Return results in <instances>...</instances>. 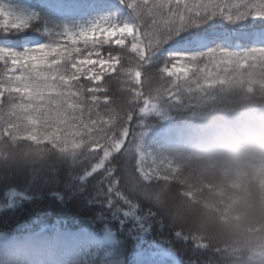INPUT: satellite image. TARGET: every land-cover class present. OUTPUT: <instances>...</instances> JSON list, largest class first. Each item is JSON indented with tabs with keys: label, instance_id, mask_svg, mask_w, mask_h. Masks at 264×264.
I'll list each match as a JSON object with an SVG mask.
<instances>
[{
	"label": "trees",
	"instance_id": "obj_1",
	"mask_svg": "<svg viewBox=\"0 0 264 264\" xmlns=\"http://www.w3.org/2000/svg\"><path fill=\"white\" fill-rule=\"evenodd\" d=\"M14 2L27 10L38 11L43 19L20 37L0 33V45L27 47L50 39L45 29L60 32L65 27L77 29L105 18L120 20L126 15L119 10L116 0ZM197 31L214 38L209 46H264L261 20L230 24L216 18L211 26ZM170 46L164 45L165 56ZM76 47L86 55L82 43ZM107 50L109 45L101 49ZM163 64L164 56H160L145 69L141 90L145 94L157 87L165 90L160 105L166 118L155 113L139 117L142 103L132 105L140 124L135 130L143 135L131 150L117 155L110 163L103 158L97 161L84 148L70 151L43 140L37 144L0 138V231L6 229L15 236L0 260H12L22 241L34 238L46 245L55 235L59 236L56 241L75 240V248H98L102 253L97 259L78 262L64 257L62 264H104L108 246L101 238L111 229L117 239L111 252L124 260V264H155L138 253L160 251L173 252L181 264H264V224L255 223L243 232H232L221 223L242 196L264 192V166H253L246 173L214 169L183 135L188 125L201 122L210 114H264V56L243 51L217 60L204 56L196 62L188 79L176 87L171 86V79L158 74ZM106 83L115 100L131 98L115 81ZM170 93H175L172 99L178 103L168 99ZM9 103L5 99L0 105V115L5 118ZM168 120L171 124L166 125ZM74 131L62 129V134L72 140ZM139 151L144 152L140 166L145 170L154 167V176L159 177L151 183L134 175ZM17 168L19 174L14 171ZM11 191L24 196L8 203L7 195ZM202 209L207 210L214 223L206 227L194 223L192 213ZM50 219L55 221L46 223ZM20 221H30L38 227L17 229ZM51 252L53 264L56 261L60 264L59 254L55 250Z\"/></svg>",
	"mask_w": 264,
	"mask_h": 264
},
{
	"label": "snow or ice",
	"instance_id": "obj_2",
	"mask_svg": "<svg viewBox=\"0 0 264 264\" xmlns=\"http://www.w3.org/2000/svg\"><path fill=\"white\" fill-rule=\"evenodd\" d=\"M116 5L126 12L123 19L105 18L60 32L45 29L50 39L27 47L0 45V105L5 99L10 102L7 118L0 115V138L37 144L43 140L70 151L84 148L97 161L103 158L110 163L142 137L135 130L140 128L141 115L155 113L166 118L160 105L165 90L157 87L147 94L141 90L145 69L158 57L164 56L158 74L176 87L204 56L217 60L241 51L264 56V46H209L214 38L197 31L211 26L216 18L230 24L264 21V0H116ZM37 19L34 11L14 0L0 2V33L4 36L20 37ZM78 43L86 55L76 47ZM168 44L165 56L162 50ZM104 45H109L106 52L101 51ZM110 80L131 98L115 100L106 83ZM173 95L168 94V99L178 103ZM137 103L143 105L138 108L139 117L131 107ZM62 129H75V139L69 140ZM136 153L140 160L134 175L147 183L158 179L154 167L145 170L140 166L144 152Z\"/></svg>",
	"mask_w": 264,
	"mask_h": 264
},
{
	"label": "clouds",
	"instance_id": "obj_3",
	"mask_svg": "<svg viewBox=\"0 0 264 264\" xmlns=\"http://www.w3.org/2000/svg\"><path fill=\"white\" fill-rule=\"evenodd\" d=\"M183 135L214 169L246 173L253 166H264V114H210L205 120L188 125ZM194 223L206 227L214 219L202 209L194 215ZM221 223L232 232H243L255 223L264 224V192L242 196ZM0 264H53L52 252L43 242L30 238L20 243L12 260H0Z\"/></svg>",
	"mask_w": 264,
	"mask_h": 264
},
{
	"label": "rangeland",
	"instance_id": "obj_4",
	"mask_svg": "<svg viewBox=\"0 0 264 264\" xmlns=\"http://www.w3.org/2000/svg\"><path fill=\"white\" fill-rule=\"evenodd\" d=\"M0 2L6 3L3 0H0ZM29 11H34L37 16V22H35L34 24L38 23V21L42 20V15L36 11V10H29ZM171 124V121L168 120L166 125ZM164 125V126H166ZM101 167V165H100ZM20 168H17L16 170H14L17 174H19L21 171L19 170ZM24 174V172H23ZM24 195L15 192V191H11L8 193L7 198H8V203H12V201H14L17 198H23ZM183 208H185L183 206ZM39 211V210H38ZM196 213L193 212L192 216V220H194V215ZM55 219H50L49 222H46L48 224H50V222H54ZM21 224V225H20ZM43 224V223H41ZM45 224V223H44ZM19 227H21V229L25 228V227H38V226H32L30 221H27L25 223H22L21 221L16 224V228L19 229ZM44 229V228H42ZM3 231H0V256L1 253L5 250V247L7 244H9V242H11L13 239H15L14 237V233H9L6 231V229H2ZM13 230V229H12ZM57 232V231H56ZM57 237L59 236H52L50 237L47 241H46V245L50 248V250H55L56 253L59 254L60 256V264H62L61 262H63L62 260H64L66 257L67 260L72 259L74 262H78L80 259H89V258H94L97 259L100 256V249L96 248V249H92L90 247H85V248H75L76 246L74 244H76V241H66V242H61V241H56ZM101 241L104 245L110 246V249L106 248L105 254L103 257L104 259V264H124V260H122L120 257H114L113 253L111 252L112 249L111 247L115 245L117 239H116V235L114 233V231H111V229H108L102 236ZM74 243V244H73ZM138 255L142 258L145 259H149L152 260L155 264H181L179 258L177 257L176 254H174L173 252L170 251H160V252H155V253H138ZM63 256V257H62ZM102 256V253H101ZM72 261V262H73ZM59 261H56V264H58ZM55 264V263H54Z\"/></svg>",
	"mask_w": 264,
	"mask_h": 264
}]
</instances>
